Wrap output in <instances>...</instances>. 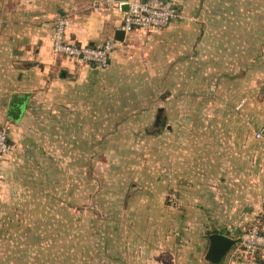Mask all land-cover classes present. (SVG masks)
Returning a JSON list of instances; mask_svg holds the SVG:
<instances>
[{"label": "crops", "instance_id": "1", "mask_svg": "<svg viewBox=\"0 0 264 264\" xmlns=\"http://www.w3.org/2000/svg\"><path fill=\"white\" fill-rule=\"evenodd\" d=\"M176 1L181 15L165 27L124 32L114 0H0V128L10 145L34 121L42 136L63 137L73 160L85 144L131 145L117 152L132 159L123 176L143 206L159 208L143 246L108 233L121 238L103 248L112 261L86 264H264L246 261L239 244L250 225L264 231V0ZM57 16L70 20V42L122 31L120 46L103 67L54 55ZM213 232L237 239L219 263L204 259Z\"/></svg>", "mask_w": 264, "mask_h": 264}, {"label": "rangeland", "instance_id": "2", "mask_svg": "<svg viewBox=\"0 0 264 264\" xmlns=\"http://www.w3.org/2000/svg\"><path fill=\"white\" fill-rule=\"evenodd\" d=\"M217 3L226 8L228 1ZM217 3L207 0L206 5ZM35 124H28V135L11 142V153L0 158V264L112 261L103 248L110 241L119 248L121 238L109 239L108 233L123 232L122 239L143 246L147 236L142 233L151 231L149 218L159 208L143 206L137 199L142 192L123 176L128 170L130 175L126 163L132 159L118 158L117 152H131V145L120 148L110 141L100 153L97 144H85L73 160L63 137L52 135V128L42 136L47 129ZM172 223L179 231L178 220ZM154 230H160L158 224Z\"/></svg>", "mask_w": 264, "mask_h": 264}, {"label": "built area", "instance_id": "3", "mask_svg": "<svg viewBox=\"0 0 264 264\" xmlns=\"http://www.w3.org/2000/svg\"><path fill=\"white\" fill-rule=\"evenodd\" d=\"M110 1V0H107ZM115 1L120 8L127 4L122 13L121 30L129 32L135 28L143 30L161 29L171 20L180 17L176 0H124ZM70 20L65 16L54 18L51 49L54 55L65 56L78 63H87L103 67L108 62L109 54L116 51L120 43L108 38L96 45L77 44L66 39L65 34ZM262 132H256V138H261ZM11 151L8 135L0 128V158ZM240 250L248 262L264 260V231L259 224H252L243 230L239 236Z\"/></svg>", "mask_w": 264, "mask_h": 264}, {"label": "water", "instance_id": "4", "mask_svg": "<svg viewBox=\"0 0 264 264\" xmlns=\"http://www.w3.org/2000/svg\"><path fill=\"white\" fill-rule=\"evenodd\" d=\"M124 1V0H123ZM122 9H127V4H122ZM123 32L118 31L115 39L121 40ZM26 98L13 99L7 112L8 116L14 120H18L21 114V106ZM161 123L159 116L156 118V125ZM162 124V123H161ZM237 242V239L230 238L224 234L213 232L208 235V246L204 255V259L211 263H219L227 254L229 249Z\"/></svg>", "mask_w": 264, "mask_h": 264}]
</instances>
